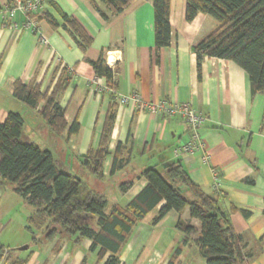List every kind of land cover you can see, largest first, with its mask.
Masks as SVG:
<instances>
[{"label": "crops", "instance_id": "crops-1", "mask_svg": "<svg viewBox=\"0 0 264 264\" xmlns=\"http://www.w3.org/2000/svg\"><path fill=\"white\" fill-rule=\"evenodd\" d=\"M93 1L99 11L91 0H46L34 18V29L26 27L27 19L21 12L14 21L17 30L0 16V124L10 112L29 113L25 106L22 108L25 104L13 97L16 81L35 83L51 92L63 74L66 89L59 102L66 110L68 125L78 122L80 130L72 136L66 132L58 135L63 143L62 166L68 172L89 171V177L83 173L74 176L88 191L107 199V215L115 207H127L148 185L142 177L144 171L154 168L163 173L167 164L180 163L196 185L220 199L222 211L241 240L243 264H264V94H253L249 75L231 61L204 57L198 68L193 48L218 27V22L202 14L188 22L187 0H171V43L157 49L153 0H136L117 15L99 0ZM13 2L0 0V5ZM41 38L46 45L41 44ZM101 57L109 70L119 73L116 89L120 94L136 92L152 103H191L206 118L201 130L206 152L176 154L187 139L188 127L181 119L149 114L135 104H118L113 109L109 155L102 176L85 167L86 156L101 146L112 109L109 93L101 90L108 86L106 80L101 78L99 85L95 83L93 64ZM7 97L11 109L4 107ZM32 111L40 116L37 110ZM42 121L34 130L50 129ZM204 154L209 157L207 163L202 161ZM130 182L132 188L123 193L121 185ZM164 205L134 228L120 254L121 264H169L178 248L182 252L175 264H206L197 239L191 238L183 246L185 235L177 230L181 220L194 227L199 236L201 223L191 219L189 209L182 214L171 211L155 223ZM8 208L22 215L17 225L12 220L5 222L2 213ZM34 211L13 192V186L7 188L0 178V246L10 252L12 261L23 259L20 254L14 257L12 250L34 244L37 248L28 264H97L98 250L90 251L88 239L74 245L62 236L53 243L35 244L27 230V220ZM20 224L31 239L24 233L21 238L16 236L14 230ZM37 238L42 239V234Z\"/></svg>", "mask_w": 264, "mask_h": 264}, {"label": "trees", "instance_id": "trees-1", "mask_svg": "<svg viewBox=\"0 0 264 264\" xmlns=\"http://www.w3.org/2000/svg\"><path fill=\"white\" fill-rule=\"evenodd\" d=\"M99 1L117 15L136 0ZM91 3L99 11L98 4L93 0ZM153 7L157 49L169 47L171 0H153ZM200 14L215 19L219 25L193 48L198 68L204 57L231 61L249 75L252 93L264 94V0H187L186 20L193 22ZM103 17L108 19L105 14ZM82 47L86 48V45ZM93 67L96 75L112 86V72L107 68L104 57ZM12 88L14 99L37 110L56 135L66 132L72 136L79 132L80 124L68 125L66 110L59 102L66 89L63 74L51 92L43 91L41 85H26L20 80ZM110 104L112 109L101 146L84 160L85 167L98 177L102 176L103 164L109 155L113 109L118 105L113 96H110ZM24 126V117L15 112H10L5 122L0 124V178L4 184H12L13 192L34 208L27 220V230L33 235L35 244L53 243L62 236L74 245L88 239L91 241L90 251L98 250L97 264H121L120 254L134 228L165 203L155 223L171 211L182 214L189 209L191 219L201 223L196 244L206 264H243L245 256L241 240L234 232L228 215L222 211L220 199L206 194L180 163L167 164L163 173L154 168L144 171L142 177L148 185L127 207H115L107 215L108 202L104 196L88 191L80 178L61 171L49 150L23 141ZM115 168L116 160L112 173ZM132 186L131 182L122 184L121 191L126 193ZM177 229L185 235L183 246L188 245L196 233L195 228L180 220ZM36 231L41 232L42 239L36 237ZM181 252L182 249L178 248L169 264H175ZM9 253L0 246L3 264H28L30 260L29 256L12 261Z\"/></svg>", "mask_w": 264, "mask_h": 264}, {"label": "built area", "instance_id": "built-area-1", "mask_svg": "<svg viewBox=\"0 0 264 264\" xmlns=\"http://www.w3.org/2000/svg\"><path fill=\"white\" fill-rule=\"evenodd\" d=\"M45 1L46 0H14V2L11 4L0 5V16L10 25V28L17 30V25L14 21L17 13L21 12L26 16V27L28 29H34L36 28L37 24L34 18L38 16L43 10ZM41 39V44L46 45V40L43 38ZM111 72L112 86H104L101 88V90H105L110 96H113V100L117 104L123 106L135 104L143 112L167 117H177L187 125V139L183 141L177 148V155H192L198 152H206V142L201 135V130L206 118L197 110H195L191 103H169L167 101L158 103L145 102L141 95L136 92L131 95H122L115 87L119 73L116 71V69H111ZM100 79V77L96 76L95 83L99 85ZM208 160V155L204 154L202 161L207 163ZM3 263L4 260H0V264Z\"/></svg>", "mask_w": 264, "mask_h": 264}, {"label": "rangeland", "instance_id": "rangeland-1", "mask_svg": "<svg viewBox=\"0 0 264 264\" xmlns=\"http://www.w3.org/2000/svg\"><path fill=\"white\" fill-rule=\"evenodd\" d=\"M11 104L12 103H11L9 97H7L6 104L4 106L5 109H11V107H12ZM22 106H23L22 108H24V106H25L27 112L29 110V113L21 114L22 116L24 115L23 117L25 119V126H24V130H23L22 139L24 141H26V139H29L30 141H28V142L36 144L39 147H41L42 149H44V150L47 149V150L53 151L54 158L56 160L57 166L64 173H68L69 175H73V176L74 175L75 176H78V175L81 176L82 175L81 173H83V175H85L86 177H89L90 173L86 169H83V170L81 169L80 171L76 170L75 172H68V171L64 170V168L62 166V156H61V147H62L63 143H62V140L60 139V136L54 135L50 131V129H47L48 127H46L47 130H44V129L34 130V127H36L39 124V122L42 121L41 117L38 116V115H35V113H33V111L30 110L26 105H22ZM17 113L20 114L21 112H17ZM42 122L44 123L45 121H42ZM45 126H47V125H45ZM12 186H13L12 184H7V188H12ZM108 208L109 207L107 206L106 211H109ZM2 215L4 216L5 222H8V221L12 220L16 225H17V223L19 222V220H20V218L22 216L20 214V212H18L16 209H12V208H8L6 211H4L2 213ZM169 223H167V224H169ZM177 230H179V229H177ZM14 231H15L16 236H18L19 238H21V233L22 234L24 233V236L27 239H31L32 236H33V235L31 236L30 234H28L26 231H22L21 230V224L18 225L15 228ZM36 232H37V237L39 235H41V232L40 233H39V231H36ZM178 232H179V234H182L180 232V230ZM192 238L193 239H197L198 238L197 232L192 236ZM27 246H28V244H24L23 246H20L19 249L25 248ZM36 248H37L36 245L33 244L28 249H24L22 251H20V250L19 251L12 250L11 253H12V255L14 257H15V254H20L21 258L26 259L27 257H29L34 252V250ZM204 262L206 263L205 260H204Z\"/></svg>", "mask_w": 264, "mask_h": 264}, {"label": "water", "instance_id": "water-1", "mask_svg": "<svg viewBox=\"0 0 264 264\" xmlns=\"http://www.w3.org/2000/svg\"><path fill=\"white\" fill-rule=\"evenodd\" d=\"M28 248H29V246H27V247H25V248H21L20 251H22V250H24V249H28Z\"/></svg>", "mask_w": 264, "mask_h": 264}]
</instances>
